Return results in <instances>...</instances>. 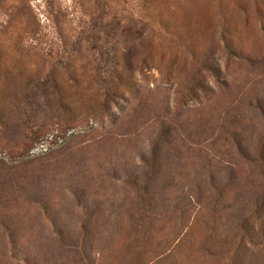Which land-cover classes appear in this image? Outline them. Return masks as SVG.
Masks as SVG:
<instances>
[{
  "label": "rangeland",
  "instance_id": "obj_1",
  "mask_svg": "<svg viewBox=\"0 0 264 264\" xmlns=\"http://www.w3.org/2000/svg\"><path fill=\"white\" fill-rule=\"evenodd\" d=\"M101 1L0 0V264H264V0Z\"/></svg>",
  "mask_w": 264,
  "mask_h": 264
},
{
  "label": "trees",
  "instance_id": "obj_2",
  "mask_svg": "<svg viewBox=\"0 0 264 264\" xmlns=\"http://www.w3.org/2000/svg\"><path fill=\"white\" fill-rule=\"evenodd\" d=\"M117 1H119V0H117ZM101 2H102V4H103L104 6H106V7L108 8V1H105V0H104V1H101ZM116 19H117V17L114 18V20H116ZM117 21H118V25H119V27H120L121 22L124 21V20H123L122 17H120V18H118ZM140 24H142V22H141V18H140V17H136V18H135V21H134V23H133V25H138V26H139ZM25 30H27V31H25V32L28 33L27 37H30V38L34 39V35H33V33H34V26L32 25V26L26 27ZM142 32H143V26H141V27L136 31L137 36H141V35H142ZM114 95H115V92H114L113 87H112V85H111L110 90L108 89L107 92L105 93L106 100H111V99H112V96H114ZM263 169H264V168H263ZM263 218H264V214H263ZM249 233H250V232H249ZM261 237H262V238L264 237V233H263V232L261 233ZM263 240H264V239H263ZM247 241H248L249 244H251L252 246L259 245V242L256 241L254 238L248 237V240H247ZM262 242H263V241H262Z\"/></svg>",
  "mask_w": 264,
  "mask_h": 264
}]
</instances>
